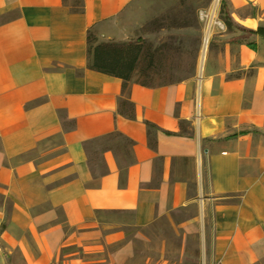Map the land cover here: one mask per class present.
I'll use <instances>...</instances> for the list:
<instances>
[{
  "label": "crops",
  "instance_id": "obj_1",
  "mask_svg": "<svg viewBox=\"0 0 264 264\" xmlns=\"http://www.w3.org/2000/svg\"><path fill=\"white\" fill-rule=\"evenodd\" d=\"M140 1L0 0V264H130L133 242L101 212L168 219L181 259L195 235L206 264L264 262V32L225 24L200 73L124 87L90 67L88 37L128 38ZM227 4L264 28V0Z\"/></svg>",
  "mask_w": 264,
  "mask_h": 264
},
{
  "label": "rangeland",
  "instance_id": "obj_2",
  "mask_svg": "<svg viewBox=\"0 0 264 264\" xmlns=\"http://www.w3.org/2000/svg\"><path fill=\"white\" fill-rule=\"evenodd\" d=\"M222 1L218 0L215 5V0H141L127 18L128 38L116 41L134 48L138 53L134 78L158 85L200 73L206 32L211 31L205 57L207 61L213 37L223 30L219 25H209V15L213 9L215 19L224 23L221 18ZM79 2L80 0H74L76 8L79 7ZM248 11L253 9L249 8ZM96 218L106 226L105 233L122 231L126 234L125 240L133 242L136 257L130 264H162L164 258L167 262L163 264H206L200 259L198 237L195 235L186 238L188 245L181 259V234L168 219H159L147 227H137L129 212H101ZM113 249L114 246L106 244L100 252H84L82 246L74 245L62 249V253L81 250L76 254L79 259L90 260L107 257ZM83 264L104 263L99 261Z\"/></svg>",
  "mask_w": 264,
  "mask_h": 264
},
{
  "label": "trees",
  "instance_id": "obj_3",
  "mask_svg": "<svg viewBox=\"0 0 264 264\" xmlns=\"http://www.w3.org/2000/svg\"><path fill=\"white\" fill-rule=\"evenodd\" d=\"M221 18L228 29H231L235 26L236 28L246 32H264L263 27H259L257 31H254L235 23L230 14L227 1L225 0H223L221 3ZM88 40L90 44L89 51L93 57L90 67L99 72L122 78L124 81V87H126L128 81L134 78V72L137 69L138 53L135 51V49L117 42L100 43L93 46L94 36L92 33L89 34ZM248 44L253 48H256L254 43L248 42ZM193 75L195 74H192V76ZM136 81L144 85H155L150 82L141 81L138 79H136ZM122 111L126 114H129L131 118H134V104L131 101L124 100L122 102ZM147 124L150 127H154L152 123L148 122ZM184 125V122H182V127H185ZM166 132L168 134H172L170 131ZM237 135L238 134H234V136Z\"/></svg>",
  "mask_w": 264,
  "mask_h": 264
},
{
  "label": "bare ground",
  "instance_id": "obj_4",
  "mask_svg": "<svg viewBox=\"0 0 264 264\" xmlns=\"http://www.w3.org/2000/svg\"><path fill=\"white\" fill-rule=\"evenodd\" d=\"M217 3H218V0H215V5H217ZM209 17H210L209 25L214 26L215 22L217 21L215 19L214 9L212 10V12L209 15ZM210 35H211V31L208 30L206 32V34H205V36H206L205 37V43H204V48H203V52H202L201 59H200V67H199L200 72L202 71V68H203V65H204L206 52H207V47H208V40L210 38Z\"/></svg>",
  "mask_w": 264,
  "mask_h": 264
},
{
  "label": "built area",
  "instance_id": "obj_5",
  "mask_svg": "<svg viewBox=\"0 0 264 264\" xmlns=\"http://www.w3.org/2000/svg\"><path fill=\"white\" fill-rule=\"evenodd\" d=\"M203 16H204V14H203ZM215 25H219L222 29H224L225 28V24L222 22V21H216L215 22Z\"/></svg>",
  "mask_w": 264,
  "mask_h": 264
}]
</instances>
